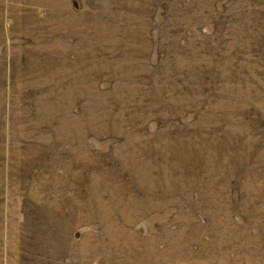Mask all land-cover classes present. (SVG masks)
I'll return each mask as SVG.
<instances>
[{"label":"rangeland","instance_id":"1","mask_svg":"<svg viewBox=\"0 0 264 264\" xmlns=\"http://www.w3.org/2000/svg\"><path fill=\"white\" fill-rule=\"evenodd\" d=\"M0 264H264V0H0Z\"/></svg>","mask_w":264,"mask_h":264}]
</instances>
